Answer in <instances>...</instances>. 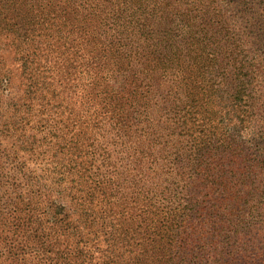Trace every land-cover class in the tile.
<instances>
[{"label": "trees", "instance_id": "trees-1", "mask_svg": "<svg viewBox=\"0 0 264 264\" xmlns=\"http://www.w3.org/2000/svg\"><path fill=\"white\" fill-rule=\"evenodd\" d=\"M212 2L0 0V264H264L226 235L243 210L229 177H260L262 204L264 153L245 149L253 83L235 47L199 38L206 23L244 44ZM219 94L232 130L216 142Z\"/></svg>", "mask_w": 264, "mask_h": 264}, {"label": "rangeland", "instance_id": "rangeland-1", "mask_svg": "<svg viewBox=\"0 0 264 264\" xmlns=\"http://www.w3.org/2000/svg\"><path fill=\"white\" fill-rule=\"evenodd\" d=\"M247 3L243 0H213L212 3H208L206 9L209 11H216L223 15V21H226L228 24V29L230 34L233 37H236L237 40L244 41L242 46L236 47L234 42H229L228 35H222L218 37H211L209 35V24H201L197 29V32L200 33V39L205 43L207 50L206 54L219 53L227 48H234L237 51V59L239 65L244 68V73H247L248 79L253 83L251 100L255 105L254 108V117L253 125L249 133L245 137V149L247 153L253 159L261 158L260 155H263L264 149L263 143L259 139V135L264 134V41L258 43L256 37L264 33V0H246ZM245 4H250L254 6V11L251 15H248L244 11ZM248 7V6H247ZM201 10L198 8L197 11ZM255 18L261 24L262 29L260 32L257 30L256 34L249 33L250 30L247 29L248 21H252ZM208 23V22H207ZM175 33L183 34V27H175ZM199 55L195 61V70L202 66L200 62ZM215 70L213 64H207ZM245 65V66H244ZM218 77V73H215ZM222 96L219 94L215 98V110H223L224 113H218L211 120V125L214 127L212 131V138L217 142V138L225 133H228L231 129L232 123L229 121L228 113L233 109V105L228 101L226 95L224 100H220L219 97ZM199 133V131H197ZM226 135V134H225ZM259 142V143H258ZM250 164V163H248ZM231 175L228 172V176ZM228 187L240 198L241 211L240 215H235L232 217L230 222H233V225L228 226L226 230V235L237 239L239 237L240 246L243 244L253 245L257 250L262 251L264 254V246L260 238H255L258 235L260 229L264 227V222L261 219L260 213L264 212V201L262 204L259 202V187L261 186L260 177L257 179H251L250 181H239V178L229 177ZM228 196L225 200H230L232 197ZM250 207H254V211H250ZM210 210H213V205H210ZM240 216V218H238ZM236 230L239 231V235L236 234ZM254 241H256L254 243Z\"/></svg>", "mask_w": 264, "mask_h": 264}]
</instances>
